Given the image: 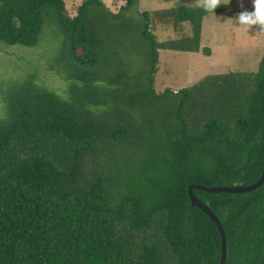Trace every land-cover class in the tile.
Listing matches in <instances>:
<instances>
[{
    "label": "trees",
    "instance_id": "1",
    "mask_svg": "<svg viewBox=\"0 0 264 264\" xmlns=\"http://www.w3.org/2000/svg\"><path fill=\"white\" fill-rule=\"evenodd\" d=\"M121 1L136 13L139 0ZM121 12L101 0L82 1L73 17L65 0H0V41L34 48L50 23L60 43L51 67L66 83L60 94L33 72L0 84V264L220 263L219 230L188 188L260 178L264 52L256 72L158 93L159 51L197 52L211 12H142L127 32ZM182 22L191 37L159 42L151 32ZM192 193L222 224L225 264H264V182Z\"/></svg>",
    "mask_w": 264,
    "mask_h": 264
},
{
    "label": "rangeland",
    "instance_id": "2",
    "mask_svg": "<svg viewBox=\"0 0 264 264\" xmlns=\"http://www.w3.org/2000/svg\"><path fill=\"white\" fill-rule=\"evenodd\" d=\"M65 1L68 15L73 17L76 15V8L84 0ZM101 1L111 13H120L124 5L121 0ZM227 2L228 0H222V3ZM180 5L200 7L199 0H139L133 9L136 13L131 16L129 12L122 11L119 23L127 32L135 25L134 20L138 23L142 21L140 17L142 12L151 13L177 8ZM220 8L222 10L204 17L197 52L159 51V69L154 82L156 92H162L166 88L179 90L212 74L257 71L264 52V31H261L259 26H252L248 32H243L232 20L241 11H252V0H230L226 5L221 4ZM150 28L159 42L192 35V25L189 22H182L177 27L151 23ZM52 29L50 23L45 25L38 45L34 48L9 46L0 41V84L27 78L29 74L35 72L39 74L37 76L39 84L60 94L65 91L64 79L58 77L56 70L51 67L54 60L53 52L60 45L57 38L56 46L54 45ZM123 47L128 58H135L141 52L134 41H127V46Z\"/></svg>",
    "mask_w": 264,
    "mask_h": 264
},
{
    "label": "water",
    "instance_id": "3",
    "mask_svg": "<svg viewBox=\"0 0 264 264\" xmlns=\"http://www.w3.org/2000/svg\"><path fill=\"white\" fill-rule=\"evenodd\" d=\"M264 182V168L262 171V174L260 178L255 181L254 183L250 185H240V186H216V187H204V186H196V185H190L188 188L191 205L198 207L201 209L205 214H207L211 220L216 224L219 233L221 235V257H220V263L219 264H225L226 261V236L224 229L222 227V224L218 217L210 210V208L204 204L201 200H199L193 193H192V187H197L202 190H206L208 192H228V193H243L248 192L250 190L255 189L256 187L260 186Z\"/></svg>",
    "mask_w": 264,
    "mask_h": 264
},
{
    "label": "clouds",
    "instance_id": "4",
    "mask_svg": "<svg viewBox=\"0 0 264 264\" xmlns=\"http://www.w3.org/2000/svg\"><path fill=\"white\" fill-rule=\"evenodd\" d=\"M222 3V0H199V5L205 11L214 14L215 9ZM252 11H241L238 16L234 19V23L239 26L240 30L243 32H248L252 26H259L261 31H264V0H252Z\"/></svg>",
    "mask_w": 264,
    "mask_h": 264
}]
</instances>
